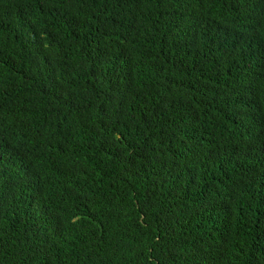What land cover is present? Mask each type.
Instances as JSON below:
<instances>
[{
    "label": "trees",
    "instance_id": "1",
    "mask_svg": "<svg viewBox=\"0 0 264 264\" xmlns=\"http://www.w3.org/2000/svg\"><path fill=\"white\" fill-rule=\"evenodd\" d=\"M0 264H264V0H0Z\"/></svg>",
    "mask_w": 264,
    "mask_h": 264
}]
</instances>
